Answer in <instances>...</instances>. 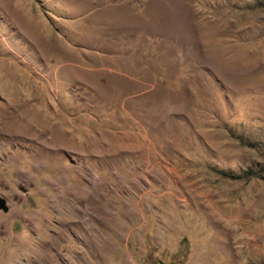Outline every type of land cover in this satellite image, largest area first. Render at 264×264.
Masks as SVG:
<instances>
[{"label": "rangeland", "instance_id": "374dc122", "mask_svg": "<svg viewBox=\"0 0 264 264\" xmlns=\"http://www.w3.org/2000/svg\"><path fill=\"white\" fill-rule=\"evenodd\" d=\"M0 264H264V0H0Z\"/></svg>", "mask_w": 264, "mask_h": 264}, {"label": "water", "instance_id": "95a60500", "mask_svg": "<svg viewBox=\"0 0 264 264\" xmlns=\"http://www.w3.org/2000/svg\"><path fill=\"white\" fill-rule=\"evenodd\" d=\"M0 210L3 211V212H6L7 211V208H6V205H5V202L3 199L0 198Z\"/></svg>", "mask_w": 264, "mask_h": 264}]
</instances>
